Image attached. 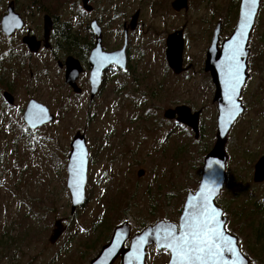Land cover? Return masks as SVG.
<instances>
[{"label": "rangeland", "instance_id": "rangeland-1", "mask_svg": "<svg viewBox=\"0 0 264 264\" xmlns=\"http://www.w3.org/2000/svg\"><path fill=\"white\" fill-rule=\"evenodd\" d=\"M11 1L26 28L10 39L0 30V264H89L118 226L128 224L132 235L159 221L178 226L216 141L215 85L204 69L207 47L217 22L220 43L234 32L241 0H188V10L179 14L171 8L174 0H90V14L81 0H0V21ZM137 11L128 68L106 71L92 101L88 74L79 80L86 95H75L57 65L69 50L30 55L21 43L28 28L42 37L49 14L54 47L59 36L70 37L66 49L89 40L87 25L96 19L104 49L113 51L122 47L123 25ZM180 29L187 70L175 75L166 61V39ZM249 50L240 98L245 112L228 135L225 174L233 190L229 227L245 256L264 264V184L253 180L264 153V0ZM4 92L13 95V106ZM30 99L47 106L54 122L30 130L23 119ZM182 105L201 112L197 139L190 128L164 118L167 109ZM77 132L86 137L89 166L85 202L71 215L67 166ZM259 209L261 215H255ZM58 220L66 229L51 244ZM148 264H163V256L151 250Z\"/></svg>", "mask_w": 264, "mask_h": 264}, {"label": "water", "instance_id": "water-1", "mask_svg": "<svg viewBox=\"0 0 264 264\" xmlns=\"http://www.w3.org/2000/svg\"><path fill=\"white\" fill-rule=\"evenodd\" d=\"M82 6L87 12H91L93 7L89 5V0H81ZM261 0H241L239 17L236 28L231 37L225 40L219 47V37L221 32V23L219 22L214 30L212 44L208 49L205 71L209 72L212 81L215 85V94L213 102L217 105V131L216 141L212 150L207 154L204 160L203 173L197 190L188 193L183 207L182 214L179 219V225L171 222L159 221L154 225H149L140 233L132 238L131 247L124 254V264H144L146 256V248L150 245H155L158 250L163 248L157 243V229L165 228L170 225H175L179 228L185 216L190 212L191 206L197 203H202L204 196L208 197V204L217 212L218 227L224 232L225 238H231L233 241V250L239 253V259L231 254L225 255L223 264H250L247 257L241 252L237 237L230 235L225 230L226 219L223 217V211L216 203L215 199L218 196L224 181L226 180V163L228 160L225 147L227 144L228 135L235 122L244 114L245 108L240 100L242 89L248 79L247 59L250 53L248 49L249 39L255 25L256 17L259 11ZM171 8L176 12L188 10V0H174L171 3ZM140 11H137L131 18L128 28H125V39L122 49L113 52H105L102 45L101 28L96 21H93L91 27L97 36L96 46L90 55V99L93 100L102 84L103 73L111 66H117L122 70L127 69V47L128 33L137 28ZM247 16V23H244ZM1 31L8 37H11L17 31L23 30L25 21L19 13L16 12L15 2L11 1L8 4L6 14L2 17ZM53 22L50 16L44 17V35L47 41L52 31ZM243 32V35L241 33ZM239 40L240 52L238 58L240 62L241 81L238 89L232 94V100L239 106L236 111L231 112V104L229 102L226 89V69L229 53L233 47L234 41ZM23 44L27 46L31 53H38L41 47V42L30 33L23 38ZM183 52L184 38L183 30L176 31L170 34L166 39V61L168 67L175 75L182 74L187 68L183 67ZM62 66V64H60ZM190 69V67L188 68ZM83 68L73 58H67L65 63V82L69 85L74 93H81V89L77 86V80ZM5 102L13 106L15 99L9 92L3 93ZM201 112H192L191 108L182 105L175 109H167L164 112L166 120H176L178 123L190 128L195 138L199 137V122ZM37 116L40 118L37 119ZM23 119L26 126L30 130H37L47 124L54 122L55 117L51 114L49 108L44 104L30 99L24 114ZM71 152L68 158V180L67 188L71 196V215L75 214L77 209L85 202V189L87 185L88 166H89V151L86 144L85 135L77 132L71 144ZM144 171L140 170L138 176L142 177ZM253 180L256 183L264 182V155L257 161L254 167ZM53 234L50 237V243L55 244L61 237L66 227L62 220L54 223ZM130 236V228L128 224H123L114 229L111 240L108 244L102 247L99 255L91 262V264H112L116 257L122 253L124 243Z\"/></svg>", "mask_w": 264, "mask_h": 264}, {"label": "snow or ice", "instance_id": "snow-or-ice-1", "mask_svg": "<svg viewBox=\"0 0 264 264\" xmlns=\"http://www.w3.org/2000/svg\"><path fill=\"white\" fill-rule=\"evenodd\" d=\"M244 23H247V16ZM240 50L237 39L229 53L226 69V89L231 112L239 107L232 100V94L237 91L241 81L238 58ZM217 215L216 210L209 206L205 195L202 203L191 206L179 228L170 225L157 229V243L170 252L169 264H223L226 254L239 259V253L233 250V241L231 238L226 239L224 232L218 227Z\"/></svg>", "mask_w": 264, "mask_h": 264}, {"label": "flooded vegetation", "instance_id": "flooded-vegetation-1", "mask_svg": "<svg viewBox=\"0 0 264 264\" xmlns=\"http://www.w3.org/2000/svg\"><path fill=\"white\" fill-rule=\"evenodd\" d=\"M188 3H189V1H188ZM89 5H91V4H90V0H89ZM91 6H92V5H91ZM82 7H83V6H82ZM92 7H93V6H92ZM188 8H189V7H188ZM15 9H16V3H15ZM83 9H84V8H83ZM84 10H85V9H84ZM93 10H94V7H93ZM93 10H92L91 12H87V11L85 10V12L88 13V14H90V13L93 12ZM6 11H7V9H6ZM173 11H174V10H173ZM183 11H184V10H183ZM183 11H181V12H183ZM16 12L19 13V12L17 11V9H16ZM175 12H176V11H175ZM181 12H176V13L179 14V13H181ZM5 14H6V12H5ZM5 14H4V15H5ZM4 15H3V16H4ZM47 15L51 17L52 22H53V27H52V31H51V33H50V35H49V38H48V40L46 41V40H45V35H44V17L47 16ZM3 16H2V17H3ZM21 17H22V16H21ZM44 17H43V22H42V24H43V35H42L41 38H38L37 36H35V37L37 38V40L41 42V47H40V50H39L38 53H36V54L31 53V52L29 51V49L27 48V46L23 44V38H24L26 35H28V33H30L31 35L33 34V33H32V30H31L30 28L27 29L26 34L23 35L22 38H21V43H22V45L24 46L25 49H27V51L29 52L30 55H37V54L41 53L42 51H48V52H50V53H53V52H55V48H57V47H54V44L56 43V35L54 36V33L56 32V30L54 29V26H55L54 19H53V17H52L51 15H49V14H45ZM238 17H239V15H238ZM22 18H23V17H22ZM1 19H2V18H1ZM23 20L25 21L24 18H23ZM93 21H96V22L98 23V21H97L96 19H94V20H92V21L90 22L89 25H87L88 33H89V40L85 39V42L79 43L78 45L73 41V42L69 45V53L66 54L67 57L65 58L64 62H63V61H58V62H57L58 67L61 68V69H63V70H65L66 59H67V58H73V59L76 60V61L80 64V66L83 68V71L80 73V75H79V77H78V80H77V86L81 89V93H74V92H73V89H72L70 86H68V87L71 89V91H72L75 95H81V96H82V95H86L85 90H83V88H82L81 85L79 84V80H80L81 76L84 75V74H88V85H89V89H90V93H91V85H90V71H91L90 55H91L92 50L95 48V46H96V41H97V36H96V34L94 33V31H93V29H92V27H91V24H92ZM130 21H131V20H130ZM237 21H238V20H237ZM0 22H1V21H0ZM129 23H130V22H129ZM129 23H128V22H125L124 25H123V35H124V39H125V28L128 26ZM218 23H219V22L216 23V26H217ZM220 23H221V22H220ZM236 24H237V23H236ZM98 25H99L100 28H101V33H102V45H103V39H104L103 29H102V27H101V25H100L99 23H98ZM126 25H127V26H126ZM216 26H215V28H216ZM25 28H26V21H25V27L23 28V30H25ZM127 28H128V27H127ZM215 28H214V30H215ZM0 30H1V26H0ZM23 30L15 32V34H14L13 36H11V37H8V36H6L2 31H1V32H2V34H3L6 38L10 39V38L14 37L17 33H21ZM135 30H136V29H135ZM180 30H181V29H180ZM180 30H177V31H180ZM131 32H133V31H129V33H128V42H129V35H130ZM175 32H176V31H175ZM221 32H222V23H221ZM221 32H220V36H221ZM171 34H172V33H171ZM213 34H214V31H213ZM213 34L211 33V36H212V37H211V40H210V45H209V47H210L211 44H212ZM232 34H233V32L230 34L229 38L231 37ZM33 36H34V35H33ZM59 37H60V36H59ZM183 38H184V40H185V31H184V30H183ZM229 38H228V39H229ZM225 40H227V39H225ZM225 40H224V41H225ZM224 41H223V42H224ZM249 41H250V39H249ZM223 42L220 43V37H219V47L222 46ZM184 43H185V42H184ZM123 45H124V40H123ZM123 45H122V47H123ZM122 47H121V48H118V49H116V50H120V49H122ZM209 47H207L206 58H207V52H208ZM24 48H23V49H24ZM127 48H128V47H127ZM25 49H24V50H25ZM248 49H249V43H248ZM103 50H104L105 52H113V51H116V50H113V51H107V50L104 49V45H103ZM183 53H184V52H183ZM249 54H250V53H249ZM165 56H166V54H165ZM10 57H11V53H8V54H7V60H8ZM248 57H249V56H248ZM22 59H23L24 61L26 60V58L23 57V56H22ZM7 60H4V61H7ZM1 61H2V60H1ZM60 64H62V66H60ZM204 64H206V60H205ZM247 64H248V59H247ZM23 66H24V65L21 64V68H22ZM183 67H184V56H183ZM192 67H193V65H190V69H191ZM112 68H118V69H120L119 67L113 65V66L109 67L106 71H108V70H110V69H112ZM127 68H128V55H127ZM204 69H205V68H204ZM121 70H122V69H121ZM126 70H127V69H126ZM106 71H105V72H106ZM124 71H125V70H124ZM105 72L103 73L102 84H103V80H104ZM211 79H212V78H211ZM102 84H101V87H102ZM101 87L99 88L98 93H99ZM98 93H97V95H98ZM97 95H96V96H97ZM90 101H92V100H90ZM171 121H176V120H171ZM263 155H264V153H263ZM263 155H262V156H263ZM262 156L260 155V158H261ZM260 158H259V159H260ZM259 159H258V160H259ZM262 183L264 184V182H262ZM262 183H256V182H254V184H262ZM258 186H260V185H258ZM232 192H233V190H232V185H231V183L228 182V180H227V176H226V180L224 181V183H223V185H222V188H221V190H220L218 196H217L216 199H215V203H216V205H217L220 209H222V211H223V217H225V219H226V222H225V230H226V232L229 233L230 235H233V231H232V228L229 227V224H230V220H231V219H230L229 214H228V209L230 208V205H231L232 202H233ZM223 193H224V197L222 198ZM128 226H129V225H128ZM129 228H130V236H129V238L126 240V242L124 243V246H123V248H122V253L119 254V255L116 257V259L114 260V262H113L112 264H124V254H123V252H127V251L130 249V247H131V243H132V238L134 237V235H132L131 227H130V226H129ZM139 233H140V232H139ZM237 239H238V238H237ZM109 242H110V241H109ZM238 245H239V244H238ZM239 248H240V246H239ZM151 250H156L158 253H160V254L163 256V264H169V261H170V259H171L170 252H169L168 250H165V249L158 250L157 247H156L155 245H150V246H148V247L146 248V256H145L144 264H148V261H149V254H150V251H151ZM240 250H241V248H240ZM243 254H244V253H243ZM244 255H245V254H244ZM246 257H247V259L249 260L250 264H258L257 261L254 259V257H252L251 255H246ZM92 261H93V260H92ZM92 261H90L89 264H91ZM128 264H132V263H128Z\"/></svg>", "mask_w": 264, "mask_h": 264}, {"label": "trees", "instance_id": "trees-1", "mask_svg": "<svg viewBox=\"0 0 264 264\" xmlns=\"http://www.w3.org/2000/svg\"><path fill=\"white\" fill-rule=\"evenodd\" d=\"M63 34H64V33H63ZM60 37H61V38H59V40H58L57 49L66 52V50H69V48L66 49V44H67V43H65V41L68 40V39H70V37H65V35H64V37H63V36H60ZM259 210H260V211H256L254 214H255V215H256V214L261 215V209H259ZM251 214H252V213H251ZM260 226H261V224H260ZM256 242H257V241H256ZM257 246H258V248H259V243H255V247H257ZM253 247H254V246H253ZM258 248H257L256 251H258Z\"/></svg>", "mask_w": 264, "mask_h": 264}]
</instances>
